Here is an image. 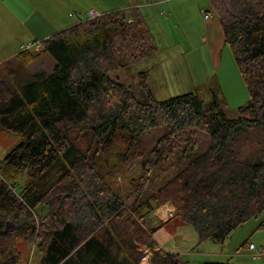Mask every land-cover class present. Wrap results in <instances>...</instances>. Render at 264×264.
<instances>
[{"label": "trees", "instance_id": "16d2710c", "mask_svg": "<svg viewBox=\"0 0 264 264\" xmlns=\"http://www.w3.org/2000/svg\"><path fill=\"white\" fill-rule=\"evenodd\" d=\"M128 1L0 64V130L20 140L0 160V264H21L25 245L39 264H139L138 245L153 249V264H184L154 250L156 229L144 218L160 206H173L198 245L222 242L264 212V0H209L249 94L231 116L218 84L204 106L198 91L156 100L146 72L137 76L140 97L110 75L157 52ZM40 53L53 58L52 72L27 70ZM154 129L163 134L149 148L140 136ZM182 130L206 135V148L144 201L126 204L118 179L140 164L147 180L167 158L162 142ZM21 173L29 183L18 189Z\"/></svg>", "mask_w": 264, "mask_h": 264}, {"label": "rangeland", "instance_id": "374dc122", "mask_svg": "<svg viewBox=\"0 0 264 264\" xmlns=\"http://www.w3.org/2000/svg\"><path fill=\"white\" fill-rule=\"evenodd\" d=\"M30 1L36 6L39 19L44 18L59 28H66L67 25L78 22L83 13H87L89 9L104 13L121 9L129 2L128 0ZM135 3H138V11L152 31L157 52L146 59L111 72L113 78L130 85L134 94L140 97L137 76L141 72H146L148 86L156 100L163 101L186 92L198 91L204 106L212 100V87L218 84L220 87L218 96L224 98L228 116L235 115L237 108L248 102V91L229 47L224 45L219 50L217 63L213 54L208 52L204 15L206 13L209 17L215 16L209 0H163V3L158 0H135ZM69 13L73 17H69ZM84 19H88L87 16L82 18ZM28 24L32 25L31 20ZM35 26L39 29L38 24ZM34 62L33 65L27 66V70L31 73L36 71L50 73L53 70L54 60L48 53L38 54ZM162 134L163 130L154 129L149 133L141 134L140 138L147 147L152 148ZM19 143L20 140L16 135L0 130V160ZM207 143L208 137L198 131L193 134H188L186 130L179 131L175 139L162 142L167 158L155 167L147 180L141 179L142 167L136 164L125 177L118 179L116 191L128 205L133 201H144L175 175L193 154L203 151ZM16 181L18 189L29 183L24 173L19 174ZM139 187L141 190L136 194ZM167 205L169 209H166ZM167 205L157 208L154 214L159 218L174 215L173 206L170 203ZM153 216L144 218L150 226L156 220ZM262 223L264 224V212L235 228L222 242L206 241L192 248L189 252H207L208 256L203 259L199 254L197 256L183 254L184 264H208V262L226 260L232 264H264V227L260 226ZM6 226L11 227L12 223L8 220ZM243 243H247V246L243 247ZM248 243H253L255 249L250 250ZM140 248L146 256L150 255L151 260L153 249L147 245H138V249ZM158 249L161 248L155 247L154 250ZM256 251L261 255L258 258L252 255ZM21 253V264H39L40 256L34 248L25 245ZM197 259L200 261H196Z\"/></svg>", "mask_w": 264, "mask_h": 264}, {"label": "crops", "instance_id": "0c3cea01", "mask_svg": "<svg viewBox=\"0 0 264 264\" xmlns=\"http://www.w3.org/2000/svg\"><path fill=\"white\" fill-rule=\"evenodd\" d=\"M158 2L163 3V0H158ZM134 4L137 6L138 3L136 4L134 0ZM125 7L128 6L124 5L123 8ZM38 14L39 12L36 6L30 0H0V64L16 56L22 51L24 46L47 39L65 28H59V26L51 24L44 18L39 19ZM70 16L73 17L71 13H69V17ZM30 20L31 24L34 26L28 24ZM204 23L208 52L213 54L214 61L217 63L219 61V50L225 45L223 42V29L215 16H208L205 18ZM37 24L39 29L35 26ZM71 25L72 24L67 25L66 27ZM34 61L35 59L30 64ZM168 206L169 205H167V207ZM155 211L153 212V217L156 220L151 227H155L156 229L152 233V238L157 245L156 247L168 252L178 253L182 256L183 254H188L190 256H197L199 254L200 257L206 259V256H208V254H206L207 252H189L192 248L197 247L199 243L192 226L174 217L175 215H171L170 213L168 216L159 218L154 214ZM167 221H169L170 226L168 227H170V229L172 228L171 230L166 226L157 228ZM196 261L200 260L197 259Z\"/></svg>", "mask_w": 264, "mask_h": 264}, {"label": "built area", "instance_id": "2783aa9c", "mask_svg": "<svg viewBox=\"0 0 264 264\" xmlns=\"http://www.w3.org/2000/svg\"><path fill=\"white\" fill-rule=\"evenodd\" d=\"M202 12H204V11H202ZM102 13H100V12H98V11H96V10H93V9H89L88 11H87V13H85L84 15H82L80 18L82 19V18H84L85 16H87V18L88 19H91V18H95V17H97V16H99V15H101ZM205 18H207L208 17V15L205 13ZM40 47V43L39 42H35V43H30V44H28V45H26V46H24L23 47V49L22 50H25V49H29V48H36V49H38ZM166 209H169V206L166 208ZM248 248L250 249V250H254L255 249V246H254V244L253 243H248ZM141 252H142V257H141V259H140V261H139V264H153L152 262H151V260H150V255H145V253H143V251L141 250V248L139 249ZM252 255H253V257L254 258H258V257H260L261 255L256 251V252H254V253H252Z\"/></svg>", "mask_w": 264, "mask_h": 264}]
</instances>
